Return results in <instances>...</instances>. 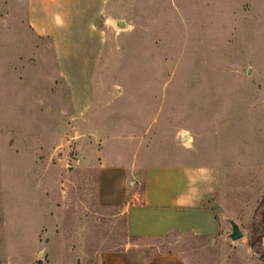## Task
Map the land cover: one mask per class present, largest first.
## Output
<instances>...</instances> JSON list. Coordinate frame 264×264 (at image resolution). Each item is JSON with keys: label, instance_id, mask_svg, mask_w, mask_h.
<instances>
[{"label": "rangeland", "instance_id": "1", "mask_svg": "<svg viewBox=\"0 0 264 264\" xmlns=\"http://www.w3.org/2000/svg\"><path fill=\"white\" fill-rule=\"evenodd\" d=\"M149 165L217 168L220 231L130 243L99 170ZM263 214L264 0H0V264H264Z\"/></svg>", "mask_w": 264, "mask_h": 264}, {"label": "crops", "instance_id": "2", "mask_svg": "<svg viewBox=\"0 0 264 264\" xmlns=\"http://www.w3.org/2000/svg\"><path fill=\"white\" fill-rule=\"evenodd\" d=\"M126 169L122 166L99 170L100 199L124 204L126 230L135 236H160L171 232L214 236L221 229L209 206L220 186V172L210 166H145L132 175L127 192ZM135 186V187H134ZM102 264H184L175 255L163 254L147 260L142 251L107 253Z\"/></svg>", "mask_w": 264, "mask_h": 264}, {"label": "trees", "instance_id": "3", "mask_svg": "<svg viewBox=\"0 0 264 264\" xmlns=\"http://www.w3.org/2000/svg\"><path fill=\"white\" fill-rule=\"evenodd\" d=\"M262 224L264 225V214H263V218H262ZM125 227H126V218H125ZM126 233H127V230H126ZM173 233H178V232H171V233H167V234L160 235V236H135V235H130V234L127 233V238H128V241L130 243L134 242L137 239L160 240V239L168 238ZM179 234H181V233H179ZM207 237H209V236H207ZM140 250L144 252L145 258L147 260L151 259L154 256L160 255V254H158V255H149L146 250H144V249H140Z\"/></svg>", "mask_w": 264, "mask_h": 264}, {"label": "water", "instance_id": "4", "mask_svg": "<svg viewBox=\"0 0 264 264\" xmlns=\"http://www.w3.org/2000/svg\"><path fill=\"white\" fill-rule=\"evenodd\" d=\"M241 236V232L237 229V228H235L234 229V233L231 235V237L233 238V239H237V238H239Z\"/></svg>", "mask_w": 264, "mask_h": 264}]
</instances>
